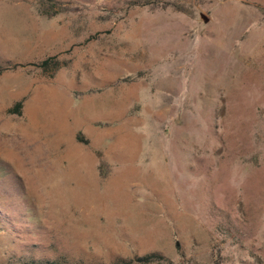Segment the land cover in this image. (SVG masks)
Instances as JSON below:
<instances>
[{"label": "rangeland", "instance_id": "obj_1", "mask_svg": "<svg viewBox=\"0 0 264 264\" xmlns=\"http://www.w3.org/2000/svg\"><path fill=\"white\" fill-rule=\"evenodd\" d=\"M0 66V264H264V0H0Z\"/></svg>", "mask_w": 264, "mask_h": 264}, {"label": "trees", "instance_id": "obj_2", "mask_svg": "<svg viewBox=\"0 0 264 264\" xmlns=\"http://www.w3.org/2000/svg\"><path fill=\"white\" fill-rule=\"evenodd\" d=\"M52 62V59H46L45 61H43L40 66L44 69H47L50 65V63ZM3 68L0 66V75L3 72ZM22 107V103H18L15 107V109L12 110V112L16 113V114H20V108ZM136 263L135 264H172L168 259H166L165 257H163L162 255L158 254V253H150V254H146L144 256L141 257H137L134 260ZM132 263V262H131Z\"/></svg>", "mask_w": 264, "mask_h": 264}]
</instances>
